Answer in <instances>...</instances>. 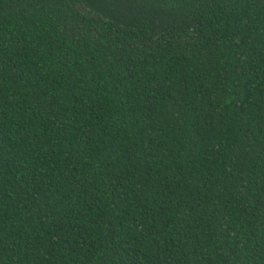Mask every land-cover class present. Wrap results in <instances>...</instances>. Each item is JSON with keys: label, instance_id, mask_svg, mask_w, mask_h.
<instances>
[{"label": "trees", "instance_id": "1", "mask_svg": "<svg viewBox=\"0 0 264 264\" xmlns=\"http://www.w3.org/2000/svg\"><path fill=\"white\" fill-rule=\"evenodd\" d=\"M0 264H264V0H0Z\"/></svg>", "mask_w": 264, "mask_h": 264}]
</instances>
